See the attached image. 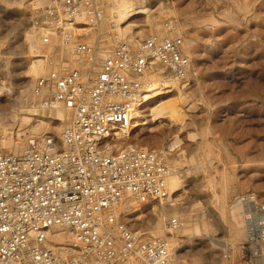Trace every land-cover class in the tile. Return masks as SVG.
<instances>
[{
    "label": "built area",
    "instance_id": "2783aa9c",
    "mask_svg": "<svg viewBox=\"0 0 264 264\" xmlns=\"http://www.w3.org/2000/svg\"><path fill=\"white\" fill-rule=\"evenodd\" d=\"M38 1L44 44L71 52L77 65L53 58L31 88L37 107L68 113L60 136L33 137L15 153L0 135V264H169L167 239L135 230L116 211L131 198L149 207L165 195L167 155L136 144L111 148L127 137L154 74L189 83L185 41L118 39L115 0ZM233 206L255 246L264 245L259 196L243 192ZM168 222L173 231L181 226L177 217Z\"/></svg>",
    "mask_w": 264,
    "mask_h": 264
},
{
    "label": "rangeland",
    "instance_id": "374dc122",
    "mask_svg": "<svg viewBox=\"0 0 264 264\" xmlns=\"http://www.w3.org/2000/svg\"><path fill=\"white\" fill-rule=\"evenodd\" d=\"M33 1L0 0V86L8 93L10 90L0 99V108L6 112L20 105H35L31 88L38 77L29 68L37 52L29 36L39 29ZM144 2L153 5V17L179 24L183 33L176 36L185 42L192 40L198 50V56H191L193 70L180 97L182 119L153 122L151 109L168 99L155 98L142 107L149 125L137 127L129 142L161 151L175 134L180 139L175 150L166 155L170 163L178 165L184 190L176 196L178 208H170L164 222L167 236L184 224L189 227L177 238L169 264H264V245L255 246L250 239L241 210L244 235L238 234L239 225L231 213L235 196L243 192L256 193L264 203V0H138ZM147 17H135V28L124 36L140 41L148 34L159 35L150 31ZM122 36L118 33L117 38ZM39 43L47 55V72L53 58L68 63L64 67L77 65L71 62V52L54 46L48 52L42 37ZM23 97L26 100H20ZM175 97L179 93L169 99ZM47 120L50 132L59 136L63 122ZM183 121L186 125L179 130L176 126ZM149 136H156L157 142ZM126 206L127 201L118 206L122 216L135 211L127 209L125 213ZM140 207L142 210L127 216L126 222L154 235V223L162 212L159 201ZM171 217L181 220L177 230L169 227Z\"/></svg>",
    "mask_w": 264,
    "mask_h": 264
},
{
    "label": "bare ground",
    "instance_id": "6f19581e",
    "mask_svg": "<svg viewBox=\"0 0 264 264\" xmlns=\"http://www.w3.org/2000/svg\"><path fill=\"white\" fill-rule=\"evenodd\" d=\"M115 1L116 2H115V7H114V13L117 16V20L114 26L116 30L119 31L120 34L123 35L122 37H125L124 36L125 33L133 29L134 23L132 22V20L135 17L140 16V15H147L148 16L147 22L150 25V31L154 32L156 30L161 36H168V35L176 36V35H182L183 33L181 30L182 29L181 26L179 24H175V22H173L172 20L168 19V20L161 21L159 19V16L153 17V12H154L152 8L153 5H149L148 3L144 2L141 4L139 3V5L137 6H134L130 0H115ZM33 4L34 5H32L31 7L34 6L33 9H36L38 7L39 1L34 0ZM139 27L141 28V26ZM35 30H36V33L34 35L33 34L30 35L29 39L31 41L32 48L36 47L37 54L34 56L36 57V59L32 61V65L30 66L29 70H30V73H32V75L35 78H37L47 72L48 68L46 67V62L48 61L46 58L47 55L42 53V51L38 47V45L40 46L39 40L42 37L41 32L37 31V29ZM140 32L142 33L143 31H139L138 33ZM191 41L185 42L186 50L190 54V56L192 57L198 56V50L196 48V45L192 44ZM52 46L53 45L51 46L48 45L47 47L48 52L52 50ZM185 85L186 84L178 83L174 81L173 79L161 77L158 74V72L152 76V87L151 89L148 90V93L145 96L146 97L145 103L148 104L151 100L155 98H159L163 100L168 98L166 101L165 100L162 101L156 108L151 109L152 110L151 116L153 118L152 119L153 122L163 123L167 119H172L176 117H179L182 119L183 110L182 108H180L181 106L180 97L182 96V92H183L182 89L185 87ZM8 91L10 93L9 89ZM9 93L5 91L4 86H0V99L3 97H6L7 95H9ZM29 93L27 94L29 95ZM178 93H179V97L169 99V96H173ZM27 94L26 96L30 97ZM20 100H26V98L23 97ZM26 105H20L14 108V110H12L11 112H6V108L4 110L0 108V110H2L0 111V135H2L3 137L4 145L7 148H9L10 151H13L15 153H22L26 149V146H27L26 142H28L29 139L33 137H43L44 135L49 134V133L53 134V132H50L49 121L47 119L52 118L57 122H60V121L63 122V124L61 123L60 126L58 127L57 134L59 136L61 135V130H62L63 125L66 124L67 119H68L67 118L68 113L59 106L56 108H51V109H44V108L37 107V105H31V108H29ZM8 114L10 115L8 116ZM9 117L12 118L13 121L10 122L8 119ZM145 119H146L145 116L142 115V109L137 110L132 126L129 129L124 131L126 134L125 136L127 137H125L123 140L126 142L121 143V144H117V143L114 144L112 148L110 147L111 150H113L114 148L120 149L122 147H125L126 145H130L129 143L130 140L134 138L133 131L137 127L145 126L147 124L149 125V121L145 122ZM181 123L182 125H177L176 127L177 128L179 126L184 127L186 125L185 121ZM149 138L153 142H157L158 140L156 136H149ZM179 140L180 139L178 138V135L175 134L173 138L169 139L165 143V146L161 148V152L169 155L172 151L175 150V146L178 144V142H180ZM177 166L178 165L176 163L174 164L168 161L169 175L167 179L166 193L160 200H158L160 207H161V209L159 207V210H162V212H160L159 214L160 218L158 219V221L154 223V228H153L154 231L152 232L154 235H165L166 236L168 249L170 253L172 254L176 251L174 247H175L177 238L181 236L180 235L181 232H185L187 228L189 227L184 224L183 227H181V229L177 231V233H174L173 235H168V236L165 230L166 224L164 222V217L166 218V214L170 210V208H173V209L178 208V203H177L178 197L176 196L179 195V193H181L182 189L184 188L183 181L181 180L179 171L177 170ZM142 204L144 205V203ZM142 204L141 202L133 198L128 199L127 206L123 209V211H125L126 213L127 209L132 210L133 208L135 209V211H132L129 214L122 216V218L126 221L129 219L127 218V216L136 215L138 212L142 210L140 207ZM137 207H139L138 211H136ZM154 207H155V210L156 208H158L157 205H154ZM231 209H232L231 211L232 216L239 225L238 227L239 229L237 233L240 235H244V231L242 229L243 220L241 218L242 216L240 214V208L234 207ZM118 210L119 209L117 207L116 211L119 212ZM173 215L180 216L178 212H174ZM61 239L64 240V238H61ZM226 243L227 242H224L222 246L226 245Z\"/></svg>",
    "mask_w": 264,
    "mask_h": 264
}]
</instances>
